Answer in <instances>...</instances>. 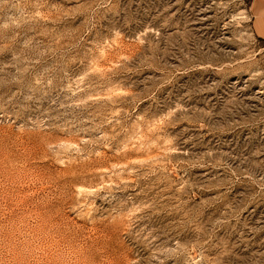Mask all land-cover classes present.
I'll return each mask as SVG.
<instances>
[{"label":"rangeland","instance_id":"374dc122","mask_svg":"<svg viewBox=\"0 0 264 264\" xmlns=\"http://www.w3.org/2000/svg\"><path fill=\"white\" fill-rule=\"evenodd\" d=\"M250 1L0 0V264H264Z\"/></svg>","mask_w":264,"mask_h":264},{"label":"crops","instance_id":"0c3cea01","mask_svg":"<svg viewBox=\"0 0 264 264\" xmlns=\"http://www.w3.org/2000/svg\"><path fill=\"white\" fill-rule=\"evenodd\" d=\"M250 27L253 35L264 41V0H251L249 5Z\"/></svg>","mask_w":264,"mask_h":264}]
</instances>
